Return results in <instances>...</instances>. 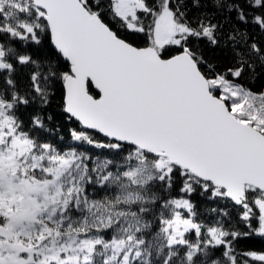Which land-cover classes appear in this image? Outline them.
Wrapping results in <instances>:
<instances>
[{
  "label": "snow or ice",
  "instance_id": "snow-or-ice-1",
  "mask_svg": "<svg viewBox=\"0 0 264 264\" xmlns=\"http://www.w3.org/2000/svg\"><path fill=\"white\" fill-rule=\"evenodd\" d=\"M0 264H264V0H0Z\"/></svg>",
  "mask_w": 264,
  "mask_h": 264
}]
</instances>
